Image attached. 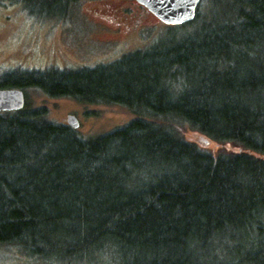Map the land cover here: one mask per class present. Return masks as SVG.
Returning a JSON list of instances; mask_svg holds the SVG:
<instances>
[{"label": "trees", "instance_id": "trees-1", "mask_svg": "<svg viewBox=\"0 0 264 264\" xmlns=\"http://www.w3.org/2000/svg\"><path fill=\"white\" fill-rule=\"evenodd\" d=\"M78 0H0L64 18ZM166 34V33H165ZM95 68L23 70L0 112V255L55 264H264V0H203L193 21ZM49 98L133 115L86 137ZM196 132L237 152L214 154ZM15 251V250H14Z\"/></svg>", "mask_w": 264, "mask_h": 264}, {"label": "rangeland", "instance_id": "rangeland-1", "mask_svg": "<svg viewBox=\"0 0 264 264\" xmlns=\"http://www.w3.org/2000/svg\"><path fill=\"white\" fill-rule=\"evenodd\" d=\"M111 0H78L64 18L37 20L32 18L18 4L0 6V78L17 69L47 70L54 67L83 68L102 64L103 55L96 39L106 35L103 32L91 31V10ZM125 6L135 7L145 13L157 29L156 40L167 34V25L159 22L134 0H125ZM165 34V35H166ZM151 39V33L148 34ZM155 39V38H154ZM148 43V41H146ZM142 44L141 38L122 39L120 49H132ZM108 59L104 63H110ZM33 104H45L49 117L56 122L66 123L67 117L75 115L80 122L79 131L86 137L108 133L128 123L133 115L121 106L89 104L84 105L72 98H49L33 90L29 93ZM187 139L198 143L214 154L221 149L239 150V147L228 143L220 145L204 136L185 131ZM15 250V251H14ZM0 264H55L32 260L17 249L0 255Z\"/></svg>", "mask_w": 264, "mask_h": 264}, {"label": "flooded vegetation", "instance_id": "flooded-vegetation-1", "mask_svg": "<svg viewBox=\"0 0 264 264\" xmlns=\"http://www.w3.org/2000/svg\"><path fill=\"white\" fill-rule=\"evenodd\" d=\"M134 1L150 15L154 16L144 4L140 3L138 0ZM123 2H125V0L107 1V3L101 5V7L91 10L90 12L93 19H98L90 20L91 31L94 33L103 32L106 34L102 35L101 39H96V43L103 55L102 64H106L104 61L108 59L115 60L127 53L142 49L154 42V38H156L154 36L156 35L157 30L155 29H157V27L150 22V19L145 16V13L139 11L135 7L125 6ZM149 33H151V39L148 38ZM128 38L136 40L141 38L142 44L133 46L132 49L129 50L120 49L122 48L120 46L122 39ZM146 41H148V43ZM57 68L61 70L73 69L64 67Z\"/></svg>", "mask_w": 264, "mask_h": 264}, {"label": "water", "instance_id": "water-1", "mask_svg": "<svg viewBox=\"0 0 264 264\" xmlns=\"http://www.w3.org/2000/svg\"><path fill=\"white\" fill-rule=\"evenodd\" d=\"M144 4L162 23L178 25L195 19L203 0H138ZM27 98L22 89H0V112L21 111L26 107ZM67 125L79 129V119L71 114Z\"/></svg>", "mask_w": 264, "mask_h": 264}]
</instances>
